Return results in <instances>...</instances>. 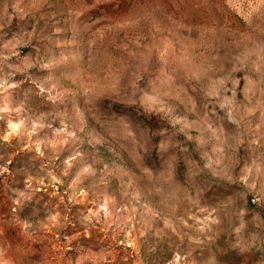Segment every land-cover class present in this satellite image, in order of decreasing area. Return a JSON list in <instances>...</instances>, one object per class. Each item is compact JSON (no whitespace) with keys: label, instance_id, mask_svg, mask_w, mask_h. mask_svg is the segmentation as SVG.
Wrapping results in <instances>:
<instances>
[{"label":"rangeland","instance_id":"rangeland-1","mask_svg":"<svg viewBox=\"0 0 264 264\" xmlns=\"http://www.w3.org/2000/svg\"><path fill=\"white\" fill-rule=\"evenodd\" d=\"M0 264H264V0H0Z\"/></svg>","mask_w":264,"mask_h":264},{"label":"trees","instance_id":"trees-1","mask_svg":"<svg viewBox=\"0 0 264 264\" xmlns=\"http://www.w3.org/2000/svg\"><path fill=\"white\" fill-rule=\"evenodd\" d=\"M152 120L155 122H157V118L156 117H152Z\"/></svg>","mask_w":264,"mask_h":264}]
</instances>
